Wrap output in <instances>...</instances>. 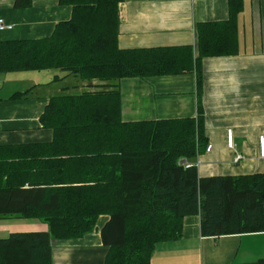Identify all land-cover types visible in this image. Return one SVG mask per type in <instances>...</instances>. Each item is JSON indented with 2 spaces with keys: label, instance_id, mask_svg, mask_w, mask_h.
Here are the masks:
<instances>
[{
  "label": "trees",
  "instance_id": "16d2710c",
  "mask_svg": "<svg viewBox=\"0 0 264 264\" xmlns=\"http://www.w3.org/2000/svg\"><path fill=\"white\" fill-rule=\"evenodd\" d=\"M124 1L59 0L72 18L50 37L0 42V73L59 71L89 84L81 94L51 98L40 118L51 142L0 148L7 154L0 152V219L49 228L0 239V264H54V242L98 230L104 264H151L156 246L180 239L184 220L194 216L206 237L264 233V174L202 179L197 166L209 144L202 63L237 54L243 0H229L227 22L198 26L196 55L193 47L120 49ZM193 71L196 119L123 122L119 80ZM102 217L108 220L99 228Z\"/></svg>",
  "mask_w": 264,
  "mask_h": 264
},
{
  "label": "crops",
  "instance_id": "0c3cea01",
  "mask_svg": "<svg viewBox=\"0 0 264 264\" xmlns=\"http://www.w3.org/2000/svg\"><path fill=\"white\" fill-rule=\"evenodd\" d=\"M17 1L0 0V19L13 26L0 32V42L48 38L58 24L72 18V8L60 6L59 0H31L21 8ZM120 6L122 50L193 47L196 55L198 26L230 18L229 0H125ZM44 73H0V148L51 142L53 132L40 121L51 98L89 85L79 88L73 76ZM202 73L200 107L212 151L198 157L200 178L264 174V0H243L237 17V54L204 59ZM71 80L74 86L66 87ZM117 85L123 122L199 116L195 71L121 79ZM238 156L241 160L236 162ZM107 220L102 217L98 227ZM48 230L35 219H0V239ZM106 254L99 230L78 241L53 243L54 264H104ZM263 259L264 233L206 237L201 218L194 216L184 220L180 239L156 246L151 264H254Z\"/></svg>",
  "mask_w": 264,
  "mask_h": 264
},
{
  "label": "built area",
  "instance_id": "2783aa9c",
  "mask_svg": "<svg viewBox=\"0 0 264 264\" xmlns=\"http://www.w3.org/2000/svg\"><path fill=\"white\" fill-rule=\"evenodd\" d=\"M12 29H13V26L6 24L4 20L0 19V32L9 31ZM228 146L231 148L233 147L232 136L229 137ZM211 151H212V146H209L207 148V152L210 153ZM261 157H264V146L261 149ZM240 160H241V157L238 156L236 159V162ZM187 167H190V165H187Z\"/></svg>",
  "mask_w": 264,
  "mask_h": 264
},
{
  "label": "rangeland",
  "instance_id": "374dc122",
  "mask_svg": "<svg viewBox=\"0 0 264 264\" xmlns=\"http://www.w3.org/2000/svg\"><path fill=\"white\" fill-rule=\"evenodd\" d=\"M211 58H216V57H211ZM54 73H59V71L46 72V73H44V75H53ZM71 84H73V86H74L75 82L73 80H71L70 82H66L65 83V86L67 87V86H70ZM76 86H77V84H76ZM79 88H83V87L82 86L80 87V85H79ZM72 90H73L72 92H74L73 94H81V93H83L85 91V89L84 90H80V91H77V90L74 91V89H72ZM0 152L2 153V156H7V154L5 153V151L0 150ZM80 243L81 242H79L78 244H80Z\"/></svg>",
  "mask_w": 264,
  "mask_h": 264
}]
</instances>
